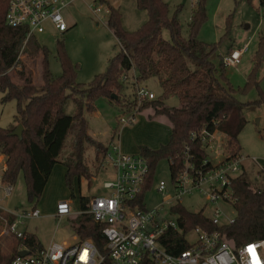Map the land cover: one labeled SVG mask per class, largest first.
Masks as SVG:
<instances>
[{
    "label": "trees",
    "instance_id": "trees-1",
    "mask_svg": "<svg viewBox=\"0 0 264 264\" xmlns=\"http://www.w3.org/2000/svg\"><path fill=\"white\" fill-rule=\"evenodd\" d=\"M250 3L252 0H243ZM107 9L106 26L120 45L119 51L108 61L107 67L96 74L88 83L76 80L77 65L68 57L63 42L58 41L56 58L61 73L54 76L49 70V50L39 42L36 35L28 37L25 27H12L5 22L6 1L0 0V92L2 102L14 100L16 114L14 123L0 127V154L5 157V169L2 182L14 185L19 173H22L26 197L36 204L47 183L48 177L65 146V140L72 134L69 154L62 159L66 167L65 184L70 187L71 180L77 183L90 172L85 161V152L91 147L95 150L97 171L104 162L107 145L95 140L87 133V122L83 111L92 112L98 98H105L111 104L119 105L122 112H130L136 105L135 95L127 98L120 96L127 80L122 76L133 69L136 80L143 81L156 77L161 94L154 100H143L138 112L151 107L155 114L166 117L171 132L168 141L156 149L146 146L139 148V154L147 160L148 171L143 184L142 197L153 183L157 164L166 160L171 179L184 169V146L188 147L189 161L196 168L206 171L212 167L207 160L204 146L197 139H191L192 132L206 128L209 132L217 131L225 136L223 145L228 156L239 154L238 135L245 119L242 106L264 107V92L258 87L256 72L264 60V27L258 35V45L253 58V65L242 89H235L226 76V67L222 56L218 62L211 56L218 50L216 43H206L198 39V31L206 20V0H195L188 23V35H181V24L178 13L181 6L175 8L169 16L168 4L164 0H135L138 10L145 11L146 20L136 30L128 31L122 25V14L119 7L108 0H99ZM264 6V0H260ZM167 28L170 39L161 37V30ZM28 37V38H27ZM29 59L39 55L41 84L36 86L29 77L22 83L12 79L10 70H17L21 64L20 54ZM24 75L23 70L18 71ZM133 76V75H132ZM258 91L257 99L242 103L236 98L238 92L244 93L252 85ZM111 95H116V99ZM176 95L179 105L168 107L164 100ZM76 106L75 112L66 114L64 106L67 100ZM22 125L21 138L12 135L16 126ZM115 134V133H114ZM206 160V161H205ZM261 175V174H260ZM262 184H253L242 171L231 181L235 215L229 224L217 226L203 214V211L192 212L181 204L172 206L176 215L178 230H168L160 239L165 250L177 254L189 248L184 238L194 227L218 231L224 240L239 245L249 241L264 239V176ZM90 197H79V212L69 219L70 228L79 240L90 239L97 251L106 255V239L102 234L103 224L94 221L86 210ZM6 218L12 222L13 215ZM27 253L33 254L43 246L32 232L23 231L17 238ZM13 257L4 264H12ZM101 264H110L108 258Z\"/></svg>",
    "mask_w": 264,
    "mask_h": 264
},
{
    "label": "rangeland",
    "instance_id": "rangeland-1",
    "mask_svg": "<svg viewBox=\"0 0 264 264\" xmlns=\"http://www.w3.org/2000/svg\"><path fill=\"white\" fill-rule=\"evenodd\" d=\"M108 1L119 7L122 14V25L126 30H136L145 22L146 13L136 8L135 0ZM164 1L168 4L169 16L176 7L181 6L178 18L181 24V35L186 38L190 14L195 6V0ZM205 7L206 20L199 29L197 37L203 42L217 44L218 50L211 56L213 62H218L219 55L223 56L231 50H237L248 40L250 42L249 48L242 54L240 62L235 67H226V76L230 84L235 89H242L253 65L259 32L264 27V19L258 0H252L250 3L243 0H206ZM62 16L67 25V30L64 33L60 34L52 26L46 24L45 31L36 34V37L49 50V70L54 76L61 73V67L56 58V46L58 41H62L71 62L77 65L76 80L81 83H88L96 74L105 70L108 61L120 49L118 41L105 24L106 6L100 3L99 0H71L68 6L62 10ZM161 37L166 40L170 39L167 28L161 30ZM19 59L21 64L18 69L9 71L12 79L22 83V79L27 76L34 85L40 86L41 56L29 59L21 53ZM20 69L24 72L22 76L18 73ZM133 73L134 70L131 69L127 74L129 81L124 85L123 94L120 96L121 101L124 96L130 98L135 92L131 82ZM256 78L259 89L264 92V60L256 72ZM138 85L152 92L155 99L161 94V88L156 77L139 81ZM257 94V88L253 84L244 93L238 92L236 98L242 103H247L257 99ZM2 97L3 94L0 92V127L5 128L14 123L16 102L14 100L2 102ZM164 103L168 107L179 105L176 95L168 96ZM94 106L95 109L92 112L83 111L87 122V133L95 140L106 144L107 147L111 140L117 139V133L119 140L121 138L127 140L136 148L138 142L151 140L155 133L167 134L169 130L166 117L155 114L151 107L136 113L133 123L121 125L117 122L118 116L123 114L119 105L111 104L105 98H98ZM75 109L76 106L72 101L67 100L64 106L65 113L71 115L75 112ZM241 112L246 121L238 135L239 154L245 158L242 163L243 171L253 184L261 186L263 182L262 175L264 176V107L262 105L247 106L243 104ZM139 119L142 120V125L134 126ZM71 140L72 134H69L59 157L60 162L52 168L53 170L36 204L42 214L51 213L52 204L55 208L57 200L60 199V195L63 193L66 194L67 199H70L72 211L74 209L79 211L80 196L92 198L106 193V190L102 188V183L110 175L102 165L100 170L97 171L95 150L91 147L87 148L85 152V161L91 173L84 175L80 180V184L77 183L75 178L71 180L70 187L65 184L66 167L62 163V159H65L69 154ZM222 140L225 142V138ZM131 154H137V152ZM208 154L212 162H216L222 156V146L218 136L212 141ZM1 166L2 162L0 163ZM59 169L61 173H59ZM159 180H163L167 184V190L164 194H172L174 187L166 160H162L157 164L153 175L152 189L144 195L145 206L149 210L159 204L162 199L153 189L155 183ZM12 186V192L6 198L1 197L0 191V206L2 207V210H0V264H4L8 258L13 257L19 246L17 238L7 229L9 221L6 216L13 215L14 219L18 220V213L29 211L34 205L27 200L22 173H19ZM54 198L56 199L54 200ZM175 203V200L167 202L159 210V214L165 220L173 219L171 206ZM179 203L192 212L202 210L207 217H212L215 208H218L226 216V219L223 216L220 217V222H227L235 215L232 205L221 201L217 204H210L196 190L191 194H183ZM21 221L23 224H18L16 231L33 232L43 245L49 241H59L62 238H67L69 243L72 242L69 224L64 219L42 216L39 218H23ZM189 239L193 240L194 236L190 234Z\"/></svg>",
    "mask_w": 264,
    "mask_h": 264
},
{
    "label": "built area",
    "instance_id": "built-area-1",
    "mask_svg": "<svg viewBox=\"0 0 264 264\" xmlns=\"http://www.w3.org/2000/svg\"><path fill=\"white\" fill-rule=\"evenodd\" d=\"M5 22L12 27H25L28 37L43 33L46 24L62 34L67 30V25L62 16V10L71 0H5ZM27 37V38H28ZM247 45L237 50H231L222 56L225 66L235 67L245 52ZM128 76L123 75L122 80ZM134 87L136 105L130 112H123L117 118L121 125L134 121L138 108L143 100H154L152 92L138 85L134 73L131 78ZM217 131L209 132L206 128L190 134L191 139H199L207 153V160L212 167L206 171L196 168L189 161L188 147L185 145L184 169L171 179L174 191L165 195L167 184L159 180L154 185V191L162 197L159 204L152 209H147L144 202L143 184L148 171L147 160L140 154H127L121 152L118 143L111 140L105 153L104 167L109 172V178L102 183L105 194L90 198L86 210L94 221L103 224L102 234L106 239V255L100 254L90 239L79 240L69 245L51 242L43 249L30 254L19 255L13 258L12 264H101L106 258L110 264H264V239L249 241L234 245L223 239L218 231H207L196 226L191 229L185 239L190 244L189 248L177 254L167 252L160 239L166 238V231L178 230L176 215L172 220H165L159 210L167 203L179 200L183 194H191L195 190L200 193L210 204L223 202L232 205L233 197L231 181L242 172V163L245 158L240 154L232 157L225 153L224 142L219 139L222 146V156L212 162L209 159L208 149L216 136ZM223 135V134H221ZM225 137V136H224ZM206 161V160H205ZM3 167H0L1 197L10 196L13 186L2 182ZM152 187V186H151ZM172 205V206H174ZM171 206V208H172ZM0 210L2 207L0 206ZM71 201L60 198L56 202L55 214L57 218L71 215ZM40 211L36 207L29 211L18 213V220L8 223L7 229L16 238H21L22 233L16 231L18 224H23V218H38ZM226 216L215 208L212 217H208L214 225L229 224L220 222L219 218ZM194 239L190 240L189 235ZM20 247L26 250L21 244Z\"/></svg>",
    "mask_w": 264,
    "mask_h": 264
},
{
    "label": "crops",
    "instance_id": "crops-1",
    "mask_svg": "<svg viewBox=\"0 0 264 264\" xmlns=\"http://www.w3.org/2000/svg\"><path fill=\"white\" fill-rule=\"evenodd\" d=\"M258 4H259V7H260V10H262V8L263 7H261L260 6V0H258ZM249 44H250V42H249V40L248 41H246L241 47H239L238 49H240V48H242L244 45H247V47H246V50H245V52L248 50V48H249ZM143 111V110H142ZM142 111H140V112H142ZM137 113H139V112H137ZM135 120V119H134ZM134 122V121H133ZM132 122V123H133ZM169 123V122H168ZM131 124V123H130ZM139 125H142V120L141 119H139L137 122H136V124L134 125V126H139ZM133 126V127H134ZM170 132H171V128H170V124H169V130L167 131V134L166 133H163V135H162V133H155L153 136H152V139L151 140H146V141H140V142H138L137 144H136V148H135V146L134 145H132L130 142H128L127 140H123L122 138L119 140V135H118V133H117V139L115 140L117 143H118V145H119V148H120V150H121V152H123V153H127V154H131V153H134V152H137V154H139V148L141 147V146H146V147H148V148H151V149H156V148H158V147H160L161 145H163V144H165L167 141H168V139H169V135H170ZM218 136V138L220 139V141L223 139V138H225L224 137V135H221V134H218L217 135ZM223 141V140H222ZM209 159H210V157H209ZM2 162V166L1 167H3L4 169H5V157L2 155V154H0V163ZM53 170V169H52ZM242 171H243V166H242ZM52 172V171H51ZM59 173H61V171H60V169H59ZM65 173H66V171H65ZM51 174V173H50ZM64 179H65V174H64ZM45 188V187H44ZM67 198V196H66V194L65 193H63V194H61L60 195V198ZM56 198H54V200H55ZM70 200V199H69ZM54 203V202H53ZM36 208L38 209V207L36 206ZM4 211V210H3ZM80 211V210H79ZM79 211H76L75 209L72 211V213H71V215H69V216H65V217H62V218H60V219H64V221L67 223V224H69V219H70V217L71 216H73V215H75V214H77ZM54 214H55V208H54V204H52V212L50 213V212H48V213H40V216L39 217H55L54 216ZM38 217V218H39ZM69 230H70V232H71V240H72V242H67V238H62L61 240H59V241H52V242H56V243H65V244H69V245H71V244H73V242L75 243L76 242V236L75 235H73V232H72V230H71V228H70V224H69ZM23 232V231H22ZM33 233V232H32ZM44 241V240H43ZM51 242L49 241L48 243H46L45 244V242H44V244L45 245H43V244H41L42 246H43V248L44 247H46V246H48L49 244H50ZM16 251H17V253H20V252H22V251H24V249L22 248V247H20V246H18L17 247V249H16Z\"/></svg>",
    "mask_w": 264,
    "mask_h": 264
},
{
    "label": "water",
    "instance_id": "water-1",
    "mask_svg": "<svg viewBox=\"0 0 264 264\" xmlns=\"http://www.w3.org/2000/svg\"><path fill=\"white\" fill-rule=\"evenodd\" d=\"M262 17L264 19V6L262 8ZM111 97L116 99V95H111ZM11 134L17 136L18 138H21L22 125L18 124L16 128L11 132ZM25 254H27L26 251H22L19 253V255H25Z\"/></svg>",
    "mask_w": 264,
    "mask_h": 264
}]
</instances>
